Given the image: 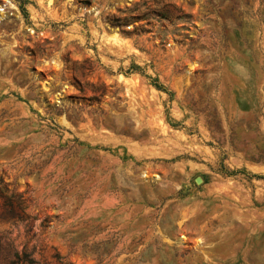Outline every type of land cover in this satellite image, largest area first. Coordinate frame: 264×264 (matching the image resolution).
<instances>
[{"label": "rangeland", "instance_id": "obj_1", "mask_svg": "<svg viewBox=\"0 0 264 264\" xmlns=\"http://www.w3.org/2000/svg\"><path fill=\"white\" fill-rule=\"evenodd\" d=\"M0 264H264V0H0Z\"/></svg>", "mask_w": 264, "mask_h": 264}, {"label": "trees", "instance_id": "obj_2", "mask_svg": "<svg viewBox=\"0 0 264 264\" xmlns=\"http://www.w3.org/2000/svg\"><path fill=\"white\" fill-rule=\"evenodd\" d=\"M158 89H162L160 85H157L156 83L154 84Z\"/></svg>", "mask_w": 264, "mask_h": 264}, {"label": "water", "instance_id": "obj_3", "mask_svg": "<svg viewBox=\"0 0 264 264\" xmlns=\"http://www.w3.org/2000/svg\"><path fill=\"white\" fill-rule=\"evenodd\" d=\"M201 179H197V183H200Z\"/></svg>", "mask_w": 264, "mask_h": 264}]
</instances>
